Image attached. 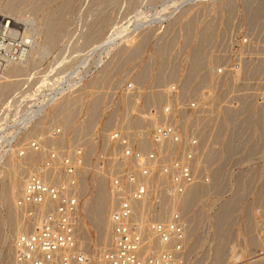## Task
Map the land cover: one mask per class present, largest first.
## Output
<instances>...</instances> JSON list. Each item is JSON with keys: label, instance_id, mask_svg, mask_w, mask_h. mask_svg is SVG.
<instances>
[{"label": "rangeland", "instance_id": "374dc122", "mask_svg": "<svg viewBox=\"0 0 264 264\" xmlns=\"http://www.w3.org/2000/svg\"><path fill=\"white\" fill-rule=\"evenodd\" d=\"M5 25L11 29H5V43L22 52V42L32 41L33 55L5 71L4 138L18 130L27 110L43 105V123L35 129L32 122L36 131L30 126L26 138L49 141L61 128L60 147L51 139L48 149L67 155L86 149L82 177L91 190L98 172L107 175V184L110 178V171L98 170L113 157L105 148L108 133L129 126L139 145L140 122L151 128V110L171 101L168 87L177 84L183 105L189 98L203 102L198 128L206 148H213L205 173L215 184L192 196L183 213L190 225L184 264H264V0H0V40ZM220 67L226 76L215 75ZM68 105L70 119L63 124L58 113ZM92 124L94 130L78 136ZM7 167L0 172V192L14 177ZM92 192L82 195L80 212ZM4 201L0 264H11L14 200ZM89 233L88 246L101 249L91 225Z\"/></svg>", "mask_w": 264, "mask_h": 264}, {"label": "built area", "instance_id": "2783aa9c", "mask_svg": "<svg viewBox=\"0 0 264 264\" xmlns=\"http://www.w3.org/2000/svg\"><path fill=\"white\" fill-rule=\"evenodd\" d=\"M6 27L1 31L0 43L5 42ZM13 44L8 45L13 47ZM20 52V48L11 51L0 47V105L7 60L19 58ZM220 68L215 75L226 76V69ZM178 88L177 84L170 85L168 93L172 100L158 110H151L150 114L159 119L158 123L152 125L149 118L151 128L147 129V125L142 124L145 119L140 122L144 129L139 133L141 138L150 141L149 147L140 145L141 138L139 145L134 144L136 134L129 126L111 130L104 140H109L105 148H113V157L105 160L106 164L102 160L98 170H105L107 174L110 171L108 184L116 200L109 218L108 246L99 250L79 243L77 216L88 151L78 146L67 155L61 149H48L50 158L45 161V168L52 176L39 171L27 174L18 199L26 227L13 239V264H182L187 221L181 213L187 206L186 198L194 188L211 181L209 173H205L206 142L198 130L203 102L200 98H189L183 105ZM127 89L134 87L130 85ZM51 96L49 94L48 98ZM61 132V128H54L51 136L56 137ZM39 140L35 137L28 141L40 150ZM24 152L22 148L20 154ZM59 152L62 160L58 166L53 160ZM73 160H77L78 166ZM173 202L176 208L170 211L169 205ZM139 206L142 213L137 210ZM167 209L170 213L167 218L156 215Z\"/></svg>", "mask_w": 264, "mask_h": 264}, {"label": "bare ground", "instance_id": "6f19581e", "mask_svg": "<svg viewBox=\"0 0 264 264\" xmlns=\"http://www.w3.org/2000/svg\"><path fill=\"white\" fill-rule=\"evenodd\" d=\"M7 27H10V25L9 26L7 25ZM9 31H11V29H7V32L8 33H9ZM7 32H5V34ZM28 37H29V33H28L27 37H24V38H28ZM30 39H31V37H30ZM32 44H33L32 41L31 42L30 41H24V42H22V47H23V51L22 52L23 53L20 52V57L18 58V56H17V58L15 60L8 59L7 60L8 67H10V65H12L11 67H13V64H15V63H17V65H18V63H20V62L26 61V60H24L26 58L29 61V59L33 55V53H32V49L33 48H31L32 47L31 46ZM34 45H36V44H34ZM0 47L1 48H4L6 50L7 49H10L11 51H14L15 49H17L16 47H12V46L6 44L4 41L2 43H0ZM31 53H32V55H31ZM22 63H24V62H22ZM20 65H22V64L20 63ZM7 70H10V68L7 69ZM6 73L7 72L3 73V75H2L1 97H3V95L6 94L5 92H7V91H5V86L4 85H6L5 83L8 84L9 81L8 80L3 81V78L6 79V77L8 76V75H6ZM7 74H9V73H7ZM12 75H13V73H12ZM9 79H10V77H9ZM7 86H9V84ZM7 88H6V90H7ZM3 98H1V99H3ZM65 99H68V97L65 98ZM49 101H50V99H49ZM65 101H67V100H65ZM42 106H39L37 109L33 107L30 110H27L26 111V114L24 116L22 115L23 117L17 120V122L19 121L18 122V125H17L18 130H14V134L12 135L11 138H9L10 136H8V138L7 137L4 138L3 136L0 137V139L3 138L2 141H1V143H4L3 145L0 146V152L4 151L3 150L4 149V146H6L5 148H10L11 151L13 152V154H14V155L11 156L10 155L11 153L8 154L9 152L7 153V151H4L3 152V156H4L5 152H6L7 155H8V156H6L7 158H3V156L0 157V172H4L8 168L7 166H10L11 167V170L13 172V176H14L12 180L10 178V180H11V182H9L10 184L8 183L9 185L7 186V188H8L7 194L4 193V192L7 191L6 190L7 189L6 186L3 184L5 186V190L6 191L4 190V186L3 187L1 186L2 189H1V192H0V200L2 202L4 200H9V201L10 200L11 201L14 200L13 204L11 205V211L9 210V212L12 213V214H11L10 217L9 216L8 217L11 220V222H13V224H14L13 225V231L15 233V236H17L26 227V222H24L23 217L21 215L20 207L18 206V199H19V197L23 193L24 183H25L26 176H27V174L33 173L35 171H39L40 173L46 174L48 177H51L52 176L50 173H48L50 171H47V169L45 168L46 167L45 166V161L47 162L49 160V158H50V156L48 154V148L49 147L47 146V142H49L52 139L54 142H56L55 145H57L58 144L57 141L60 142L62 140V138H64L62 136L63 135L65 136V134H66L65 132H64L65 134L63 132H61L56 137H52V138L49 137V138H51L49 141H46L45 138H44V140H42V142L39 140V143L38 144H40V146L42 145V148L40 150H36L31 145V141H28L29 139L26 138V134H28V133L31 134L30 128L33 127V125H32L33 123H34V127L35 126L38 127V124L40 126V124L43 123L41 121V118H42L41 116L42 115L39 116V111H40L41 108H43ZM0 107H1V105H0ZM70 108L71 107L69 105L68 106H62L61 109L59 108L60 109V112L58 113L59 116L57 117V119L59 118L60 121H62L63 124L66 123L67 121H69V119H70V117H69L70 116V114H69ZM56 112H58V111H56ZM36 114H38V115H36ZM158 121H159V119H157V117H156V119L153 120V124L158 123ZM185 124H186V122H185ZM30 126H32V127H30ZM93 126H94V124L89 125V126H86L85 129L84 128L80 129L78 131V136L79 137L86 136L88 134L87 132H89V129L88 128L94 130V127ZM34 127H33V129H34ZM36 127H35V129H36ZM0 129L2 131V135L4 133H6L4 131L6 128H5V126L3 125L2 122L0 124ZM200 129H202V126L198 128L199 132H200ZM22 132L25 133V136H23L25 138L23 140H20L21 138H23L22 136H19V134H21ZM7 134H8V132H7ZM31 137H32V135H31ZM49 138H46V139L48 140ZM14 142H16V143L14 144ZM107 142H108V146H109V140ZM149 142H150L149 140H148V142L147 141H141L140 145L142 147L147 148L148 145L150 146V144H151V143L148 144ZM53 143H52V145H54ZM62 143H63V141H62ZM60 144H61V142H60ZM50 145H51V143H50ZM40 146H39V148H40ZM105 146H106V142H105ZM59 147H60V145H59ZM22 148H23V150H25V152H24L23 155L20 154V151H21ZM212 149L213 148L210 147V145H209L208 146V149H207L206 159H208V158L211 157V154L213 153V150ZM55 150L56 151H60V150H57V149H55ZM57 154H58L57 158L54 159V160L52 159V160L54 162H56L57 165L58 164L60 165L61 164V160H62V155H60V152L57 153ZM5 159H7V160H5ZM73 163H74V165H77L78 166L77 160L76 161L73 160ZM212 175L215 176V174H212ZM1 182H3V181H1ZM211 183L210 184H207V185H202V186H199V187L194 188V190L186 198L187 205H188L190 199L192 198V196L197 195L199 192H202V191H205V190L206 191H210V190L214 189L215 184L213 186ZM210 185H212V186L210 187ZM90 191H93L92 192L93 193V196L91 195V197H89V196L86 197V199L84 200L83 206L81 208V212H80V208H79V212H78V216H77L78 217L77 229H78V232H79V235H80L79 236L80 237L79 238V243H80V245H83V246H88L91 243L92 238H91V235L89 233V226L91 225L95 229V231H96V240H97V243L99 244V246H101V249H99V250H103V249H105L108 246V243H109V240H110V222H109V218H110V213H111V211L113 210V208H114V206L116 204V200H115V198L112 195L113 192H112L111 187L108 186V184H107V175L104 174V173L102 174V173H99L98 172L97 182L95 183V187L93 189L90 190V188H88L85 185V183H84L82 193L83 194L84 193L85 194L86 193L89 194ZM177 200H180V198H177ZM8 205H9V203H8ZM174 205H175L174 202L169 205L170 211H172V210H174L176 208ZM9 209H10V207H9ZM169 209H167L165 211V213H156V215L158 217L167 218L169 216V214H170V213H168V210ZM137 210L139 211V213H142V206L137 207ZM184 211H183V213H184ZM18 213H19V215H18ZM183 213H181V214L183 215ZM19 216L21 218H19ZM183 216L186 218V221H187V230H186V234H187L186 245H187L188 244V231H189V226H190L189 225V217H186L185 215H183ZM220 219H221V217H220ZM220 219L218 218V222H217L218 225L216 224L218 226V229H217L218 231H220V229H221L220 228V225H222V224H219L220 223L219 222ZM7 221H9V220H7ZM224 222H225V220H224ZM22 225H23V229H22ZM184 261H185V257L183 258L182 264H184ZM218 261H219V259L216 257L215 260H214V262H218ZM11 264H13V256H12V263Z\"/></svg>", "mask_w": 264, "mask_h": 264}]
</instances>
